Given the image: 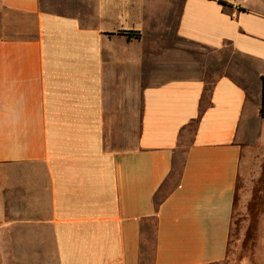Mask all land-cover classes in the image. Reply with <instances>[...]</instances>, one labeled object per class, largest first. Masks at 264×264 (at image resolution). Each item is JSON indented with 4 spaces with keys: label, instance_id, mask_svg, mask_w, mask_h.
Returning <instances> with one entry per match:
<instances>
[{
    "label": "crops",
    "instance_id": "0c3cea01",
    "mask_svg": "<svg viewBox=\"0 0 264 264\" xmlns=\"http://www.w3.org/2000/svg\"><path fill=\"white\" fill-rule=\"evenodd\" d=\"M247 2L0 0L1 251L140 264L156 217L154 264L226 260L243 149L264 144V10ZM172 26L195 55L145 37ZM212 53L226 71L208 88Z\"/></svg>",
    "mask_w": 264,
    "mask_h": 264
},
{
    "label": "rangeland",
    "instance_id": "374dc122",
    "mask_svg": "<svg viewBox=\"0 0 264 264\" xmlns=\"http://www.w3.org/2000/svg\"><path fill=\"white\" fill-rule=\"evenodd\" d=\"M244 2H247V0ZM248 5L257 10H264V0H248ZM74 5H70V8ZM158 10V8H156ZM164 13V7L160 12ZM161 18V23H163ZM162 31V32H160ZM146 39L155 40L156 38L168 43L171 52L175 51L184 54H196V47L186 41L177 38L176 27L166 29L148 28L145 33ZM148 43V42H147ZM230 48H227V52ZM225 53V54H226ZM224 53L210 54V60L206 66L205 78L208 82V88L220 76L225 74L226 67ZM185 147V146H184ZM186 147L176 157V174H180L183 162L185 161ZM175 174V175H176ZM175 180L169 182L164 188V195L174 186ZM16 201L10 200L8 212L10 219L15 217ZM8 221H5V224ZM10 230L4 226L1 220L0 205V249L2 234L10 239ZM3 237V238H4ZM230 253L226 260L220 264H256L260 260L264 242V144H257L243 149L242 161L240 165L239 181L237 188V201L234 209L232 229H231ZM144 246L149 248L142 256V261L152 264L154 256V241ZM17 253L15 251L0 250V264H17Z\"/></svg>",
    "mask_w": 264,
    "mask_h": 264
},
{
    "label": "trees",
    "instance_id": "16d2710c",
    "mask_svg": "<svg viewBox=\"0 0 264 264\" xmlns=\"http://www.w3.org/2000/svg\"><path fill=\"white\" fill-rule=\"evenodd\" d=\"M221 3H223L224 5L227 6V3L224 1H221ZM122 34H126L130 37H135L136 39L141 38L140 32H123ZM261 116L264 118V78H263V87H262ZM162 194H163V189L155 197L156 206H159V204H161L163 199L166 197L167 192L164 195H162ZM236 201H237V190H236V195H235V200H234V209L236 207ZM233 214H234V210H233ZM232 220H233V215H232ZM156 226H157V219H156V217H154L153 219L149 220L148 224H146L145 226L142 227V234H143V237H142V256L144 255V252L146 253V251L149 249V248H147L148 246H144L145 243L147 245V243L149 244L151 241H154V255H155V241H156V229H157ZM230 238H231V235H230ZM230 246H231V241L229 243L227 256L230 253V249H231ZM140 264H147V263H144L142 261V258H141ZM152 264H154V256H153Z\"/></svg>",
    "mask_w": 264,
    "mask_h": 264
}]
</instances>
